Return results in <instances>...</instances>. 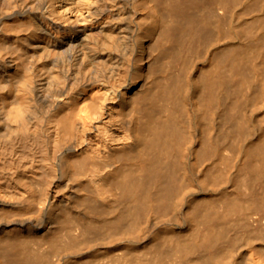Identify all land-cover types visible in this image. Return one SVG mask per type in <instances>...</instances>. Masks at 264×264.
I'll list each match as a JSON object with an SVG mask.
<instances>
[{
  "label": "bare ground",
  "instance_id": "bare-ground-1",
  "mask_svg": "<svg viewBox=\"0 0 264 264\" xmlns=\"http://www.w3.org/2000/svg\"><path fill=\"white\" fill-rule=\"evenodd\" d=\"M108 251L264 264V0H0V264Z\"/></svg>",
  "mask_w": 264,
  "mask_h": 264
},
{
  "label": "rangeland",
  "instance_id": "rangeland-1",
  "mask_svg": "<svg viewBox=\"0 0 264 264\" xmlns=\"http://www.w3.org/2000/svg\"><path fill=\"white\" fill-rule=\"evenodd\" d=\"M163 217H156V221H161ZM149 233V232H148ZM147 233V234H148ZM148 254L141 251H108L97 252L95 255L87 257L77 262L69 264H144L147 260ZM164 264H178L175 257L167 258ZM183 264H196V262H187Z\"/></svg>",
  "mask_w": 264,
  "mask_h": 264
}]
</instances>
